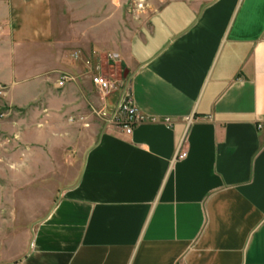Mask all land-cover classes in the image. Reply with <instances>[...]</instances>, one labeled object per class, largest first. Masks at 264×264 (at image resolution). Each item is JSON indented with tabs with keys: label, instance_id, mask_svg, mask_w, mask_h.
Returning <instances> with one entry per match:
<instances>
[{
	"label": "crops",
	"instance_id": "crops-1",
	"mask_svg": "<svg viewBox=\"0 0 264 264\" xmlns=\"http://www.w3.org/2000/svg\"><path fill=\"white\" fill-rule=\"evenodd\" d=\"M126 1L0 0V83L30 109L16 120L15 139L32 141L22 169L44 171L57 126L83 115L71 47L106 8L122 21ZM139 18L114 68L155 122L68 136L75 181L0 264H264V0H168ZM63 73L73 80L59 87ZM44 125L56 128L41 145Z\"/></svg>",
	"mask_w": 264,
	"mask_h": 264
},
{
	"label": "rangeland",
	"instance_id": "rangeland-1",
	"mask_svg": "<svg viewBox=\"0 0 264 264\" xmlns=\"http://www.w3.org/2000/svg\"><path fill=\"white\" fill-rule=\"evenodd\" d=\"M166 1L168 0H127L122 21L112 8H106L104 11L103 22L99 18L87 20L84 26V29L88 30L87 38L78 46L71 47V54L77 52L79 55L78 59H73L72 71L77 75L74 77L81 84L80 89L86 93L87 103L83 111L81 110L83 115L69 118L75 121L72 125H64L61 122V125L57 124V128L44 125L41 129L44 137L39 140L41 145L48 142L53 128H56V137L60 138L55 141V157H52V154L49 156V165L44 158V171L39 167L33 171L31 165H28L29 169L28 166L27 169H22V166L18 165L21 162L18 160L20 155L17 149L31 148L29 144H32V141H27L26 147L15 139L17 132L26 130L22 125L18 129L16 120L23 118L30 122L29 115L27 116L30 109H18L9 105L5 98L0 100V255L7 252L11 255L17 254L24 242L29 240L35 223L47 213L63 188L75 181L80 168V157L76 156L78 139L71 140L68 136L73 134L77 138L81 134V128L87 127L100 131L103 127L112 125L109 121L114 114L120 116L117 109L118 100L121 90L128 88L123 80L126 71L114 68L117 57L113 54L123 47L122 44L126 43L124 39L128 38L129 32L123 30V27L133 28L134 17L140 16L139 19H142L152 8H158ZM110 13L111 18L107 19ZM97 62L100 70L96 69ZM97 72L113 84V88L104 96L91 85V77ZM20 87L26 88L23 96L26 95L28 84ZM47 128L50 131H47Z\"/></svg>",
	"mask_w": 264,
	"mask_h": 264
},
{
	"label": "built area",
	"instance_id": "built-area-1",
	"mask_svg": "<svg viewBox=\"0 0 264 264\" xmlns=\"http://www.w3.org/2000/svg\"><path fill=\"white\" fill-rule=\"evenodd\" d=\"M78 53L74 52L71 54V58L76 60L78 59ZM96 69L100 70L99 64L96 65ZM73 80L71 76L66 73L61 74V78L57 81V85L62 87L66 81ZM92 85L100 92L101 96H104L106 92H109L113 88V84L110 81H107L105 77H103L100 73H96L91 77ZM8 91V86L0 83V100L5 98L6 93ZM118 112L120 116L114 114L110 124L121 127L122 130L130 135L132 133L133 127L137 124L144 123L146 121L155 122L156 118L147 117L144 114H141L131 102V96L129 91L123 88L121 90L120 98L118 100L117 105ZM163 124L170 128L172 126V122L169 118H163ZM190 121V120H189ZM258 129L264 128V122L258 124ZM187 156V152L183 145L178 147V153L176 155L177 159H183ZM177 264H185L184 262H178Z\"/></svg>",
	"mask_w": 264,
	"mask_h": 264
}]
</instances>
